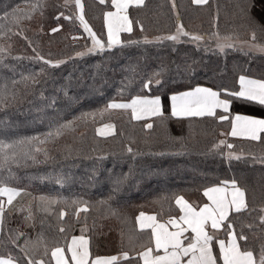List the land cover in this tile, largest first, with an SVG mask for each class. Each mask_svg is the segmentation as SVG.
Instances as JSON below:
<instances>
[{
	"label": "snow or ice",
	"instance_id": "obj_1",
	"mask_svg": "<svg viewBox=\"0 0 264 264\" xmlns=\"http://www.w3.org/2000/svg\"><path fill=\"white\" fill-rule=\"evenodd\" d=\"M103 11V26L106 30V39L98 35L87 18L86 4L84 0H63V2L48 3V0H36L35 3H27L25 8L18 5L10 7L5 4L0 8V39L8 41L0 44V59L5 54L11 55V41L20 36L27 41L32 55L27 58L40 63V67L32 73L23 75L19 81L9 82L7 77H0L3 84L0 85V106L7 108L18 100L21 90L19 84L24 85V90L35 89L42 82L52 80L55 87L53 95L45 97L41 91L43 107L38 108V119L41 124H46L47 131L37 133L35 136H19L14 139H0V264H113L118 256L124 264H264V200L257 205L255 193L249 200V189L237 178L220 180L202 186L203 196L207 202L199 205L190 203L183 195L172 194L160 197L162 201H173L179 211L169 214L167 219L158 218L156 213L140 211L136 216L141 230L150 229L146 241H138L129 237L130 247L123 248L118 255L100 256L93 255L90 247V228L85 222L81 225L79 236L73 235L71 242L66 237L63 244L59 240L55 243L49 241V237L43 228L44 220H41V230L32 235L21 229L35 228V216L33 208L45 213H53L54 205L64 204L75 210L77 217L81 209L87 211L90 202L82 197H74L71 200L60 196L41 194L33 197L26 204H17V198L24 193L20 187L9 186L16 179L12 172V165L27 166L28 162L44 163L54 160L47 147L49 143H55L58 138L66 134L77 122H86L89 118L95 120L97 116L103 117L112 110H130L133 120L145 117L163 118L165 115L163 97L167 92V99L171 102V116L173 117H212L220 121H230V132L226 135L244 138L249 143L255 141L264 146V117L233 113L230 109L234 100L246 101L249 104L264 106V79H255L248 75H239V90L229 88L226 85L207 87L199 83L195 87L187 86L184 91H177L175 87H168L169 82H175L177 77L183 78L195 74L196 64L199 62L184 54L183 64L176 65L174 72L171 65L175 61H167L161 57L155 67L141 65L139 61L130 63L119 92L123 94L125 87H140V93L131 95V99L105 98L101 93V99H105L101 107L88 111H80L83 88L73 94V79L60 77L59 81L53 79L56 72L61 70V65L68 62L69 58H46L39 51V44L27 35L24 21L31 22L39 15V32L44 31L45 15L55 14V27L49 30L56 33L63 27L61 19L72 24L79 25L87 34L90 44H85L79 51L74 52L75 57L92 58L94 55L102 57H114L117 50L136 46L137 48L154 46L162 47L165 43L170 45L172 52H178L177 47L181 43H190L194 49L203 53H213L217 57L224 56L230 50H236L245 57L255 58L259 53L264 58V0H235L232 5L234 23L228 32L220 31L219 5L212 15L210 23L211 31L207 33L192 31L185 26L176 0H171L170 11L174 15V31L166 34L149 36L145 32L144 23L139 19H133L131 11L145 5V0H98ZM191 4L197 7H211V0H191ZM259 8V12H257ZM51 9V12L46 10ZM139 26L141 35L136 39L122 37V33L130 36L136 35L135 28ZM243 37V38H242ZM79 83V81H76ZM155 85V90L153 89ZM93 92L98 89L91 86ZM144 90H147L145 93ZM165 90V91H162ZM159 91V94L156 92ZM85 102H87L85 100ZM222 109L217 113L216 109ZM224 113H227L225 115ZM71 116V119L67 117ZM114 125L102 123L96 128L100 136H107ZM145 128H151V123H146ZM178 147L174 145L172 151L153 153L158 156H183L191 153V146L184 142L183 138H177ZM34 145H40L35 147ZM226 146L225 151L221 146ZM93 153L99 152L95 158L103 160L107 153L103 149H93ZM127 153L133 158L137 154L133 147L126 148ZM41 154V156H38ZM203 155L215 157L219 155L221 163L227 162L229 168L233 161L259 164L264 169V148L259 154L254 149H235V145L221 139L213 142ZM65 155H72L69 149ZM109 181L112 189L107 197H102L99 204L109 208L113 215H119L118 210L112 208L110 202L116 193L121 191L127 182L130 173L114 175L109 170ZM42 179L46 177H41ZM91 179V177H90ZM56 182L63 185L66 178L56 176ZM264 196V188L261 192ZM19 213L22 217L13 227L9 218ZM26 213V214H25ZM66 212L60 208L56 219L58 232L66 234L69 227L65 226ZM95 226V225H94ZM49 227H52L49 225ZM249 233H252L258 243L250 244ZM134 253V255H132ZM70 254V255H69ZM37 257H39L37 259Z\"/></svg>",
	"mask_w": 264,
	"mask_h": 264
},
{
	"label": "trees",
	"instance_id": "obj_2",
	"mask_svg": "<svg viewBox=\"0 0 264 264\" xmlns=\"http://www.w3.org/2000/svg\"><path fill=\"white\" fill-rule=\"evenodd\" d=\"M35 2L36 0H0V8L7 4L10 7L18 5L23 9L27 3ZM57 2L62 3L63 0H48L50 4ZM170 2L171 0H145L144 6L131 11L133 19L143 21L145 28L143 34L154 36L175 30V19L170 11ZM84 3L87 18L94 31L106 39L102 15L106 9L99 5L98 0H84ZM106 3L111 4V0H106ZM176 3L179 5L183 23L192 31L207 33L212 30L210 23L217 5H219L220 31H230L234 23L232 5L235 0H211V7L194 6L191 0H176ZM46 12H51V9ZM54 19V13L51 16L45 15L43 32L38 31V14L36 19L31 22L25 20L23 23L27 29V35L38 42L39 51L46 58H69L66 64L61 65V70L55 73L53 79L59 81L60 77L67 78L71 75L73 94L80 92L82 88L85 90L81 94V103H84V107L77 108L73 105L77 114L80 111L101 107L105 102V99L100 98L101 93L105 98L117 99H131V95L139 94L141 90L138 84L125 87L123 94L119 92L123 78L128 75L127 66L137 61L142 66L155 67L159 59L163 57L167 61H175L171 65L174 72L177 64H183L185 53L199 61L194 75L177 77L175 82H169L168 87H175L177 91H184L189 85L195 87L197 83L207 87L226 85L238 90V77L241 74L255 79H264V58H261L259 53L255 58H250L239 51L230 50L227 57H217L211 52L196 51L190 43L179 44L178 52H172L170 45L165 43L162 47H126L123 50H117V55L114 57L99 55H94L92 58L75 57L74 52L81 50L91 41L87 40V34L79 28L78 23L72 24L63 19H61L63 27L56 33H52L49 29L56 26ZM134 31L136 35L130 36L128 33H123L122 37L138 38L141 35L139 26ZM7 43L9 42L0 39V44ZM31 55V48L27 46V41L16 36L11 41V55L5 54L0 59V77H7L11 83V81H19L23 75L34 72L41 66L40 63L27 58L16 59V57ZM2 84L3 80H0V85ZM93 85L98 89L95 92L91 90ZM18 87L21 90L18 100L7 108L0 106V139L11 140L19 136H35L38 132L47 131L46 124H41L38 119L40 114L37 109L43 107L41 91L45 97L53 95L55 87L52 80L42 82L34 90L29 88L25 91L23 84H19ZM153 89L155 90V85ZM144 91L147 92V90ZM156 94H159V91ZM163 104L165 112L163 118L154 117L149 120L134 121L129 110L116 109L103 117L97 116L95 120L89 118L86 122H77L55 143L47 145L50 154L55 156L54 160L44 163L29 161L27 166L13 164L11 167L16 179L12 180L9 186L25 190L17 198V204H26L34 196L38 197L41 194L60 196L69 200L82 197L90 202L87 211L81 209L79 217L73 208L64 204L54 205L53 213H45L33 208L36 227L21 230L35 235L41 230L40 222L44 220L43 228L49 241L55 243L59 240L63 244L65 237L68 241L71 236L81 234V225L86 222L90 228L92 254L118 255L123 248L131 246L130 236L138 241L147 240L148 232L137 228L136 216L140 211L156 213L162 220L167 219L169 214L178 213L174 200L169 202L160 199L164 195L180 194L190 203L199 205L204 202L203 185L235 177L248 187L250 201L253 192L255 193V202L259 205L264 200L261 194L264 188V169L258 163L253 165L251 161L247 164L243 161H233V166L229 168L227 162L221 163L219 155L213 157L202 153H206L213 142L221 139L235 145L236 150L241 147L246 150L254 149L257 154L264 146L255 141L249 143L247 140L227 137L229 121H220L212 117L173 118L170 115L166 91ZM230 110L233 113L241 112L264 117V106L249 104L242 100H234ZM67 118L71 119V116ZM102 123L114 125L111 135L104 137L97 134L96 128ZM146 123H151L152 127L145 128ZM181 137L191 146L190 154L183 156L153 154L175 150L174 145L178 147L177 138ZM129 145L137 153L135 158L126 151ZM35 147L40 145H34ZM221 147L225 151L228 150L226 146ZM69 149L72 150V155L67 156L65 153ZM93 149H103L107 156L102 161L97 160L95 157L99 155V152L93 153ZM109 170H112L114 175L130 173L123 189L116 193L110 202L112 208L118 210L119 215H113L108 207L98 203L102 197H107L112 189ZM3 171L0 170V172ZM57 175L66 178L63 185L56 182ZM159 177L164 180L161 189L155 188ZM61 207L66 212L65 226L69 227L66 234L58 232L59 224L56 215ZM20 219L22 217L19 213L9 218L13 227L17 226ZM111 234L113 237H110ZM249 237L250 244L258 243L252 238V233H249ZM113 264H124V261L120 259Z\"/></svg>",
	"mask_w": 264,
	"mask_h": 264
},
{
	"label": "crops",
	"instance_id": "obj_3",
	"mask_svg": "<svg viewBox=\"0 0 264 264\" xmlns=\"http://www.w3.org/2000/svg\"><path fill=\"white\" fill-rule=\"evenodd\" d=\"M123 34V33H122ZM121 34V35H122ZM239 84V83H238ZM239 90V89H238ZM169 109H170V115H171V102H170V100H169ZM130 111V110H129ZM216 112L217 113H222L223 112V110L222 109H219V108H217L216 109ZM225 115H227V113H224ZM173 117V116H172ZM205 117H207V116H205ZM152 118H154V117H145V118H141L140 120H134V121H143V120H149V119H152ZM173 118H177V119H180V118H202V117H195V116H192V117H173ZM229 126H230V121H229ZM113 128L112 129H110L109 130V134L107 135V136H109V135H111L112 133H113ZM230 128H229V132H230ZM98 134V133H97ZM99 135V134H98ZM105 137V136H104ZM227 137H230V138H232V139H236V140H245L244 138H239V137H231V136H227ZM202 195H203V192H202ZM203 198H204V202H207V198L206 197H204L203 196ZM178 208V207H177ZM178 211H179V209H178ZM136 223H137V228H138V230H141L140 228H139V225H138V222L136 221ZM141 231H147L148 233L150 232V229H145V230H141ZM80 235V234H79ZM79 235H77V236H79ZM72 237V236H71ZM71 237H70V239L68 240V242H71ZM70 255V254H69ZM120 259H122V258H120L119 256H118V259H117V261H119ZM114 262H116V261H114ZM113 262V263H114ZM53 264H54V262H53Z\"/></svg>",
	"mask_w": 264,
	"mask_h": 264
},
{
	"label": "rangeland",
	"instance_id": "obj_4",
	"mask_svg": "<svg viewBox=\"0 0 264 264\" xmlns=\"http://www.w3.org/2000/svg\"><path fill=\"white\" fill-rule=\"evenodd\" d=\"M239 85V84H238ZM164 184V180H163V178L162 177H159V182H158V184L157 185H155V188H157V189H161V188H163V185ZM29 199V198H28ZM194 203V202H193ZM112 235V234H111ZM110 237H113V235L112 236H110ZM109 255H114V254H112V253H110V254H104V255H102V256H109Z\"/></svg>",
	"mask_w": 264,
	"mask_h": 264
}]
</instances>
